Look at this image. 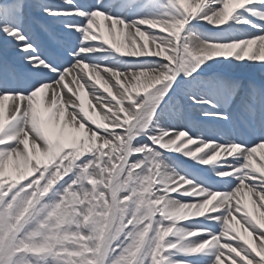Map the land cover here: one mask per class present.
I'll return each instance as SVG.
<instances>
[{"label": "snow or ice", "instance_id": "snow-or-ice-1", "mask_svg": "<svg viewBox=\"0 0 264 264\" xmlns=\"http://www.w3.org/2000/svg\"><path fill=\"white\" fill-rule=\"evenodd\" d=\"M0 264H264V0H0Z\"/></svg>", "mask_w": 264, "mask_h": 264}, {"label": "bare ground", "instance_id": "bare-ground-1", "mask_svg": "<svg viewBox=\"0 0 264 264\" xmlns=\"http://www.w3.org/2000/svg\"><path fill=\"white\" fill-rule=\"evenodd\" d=\"M225 71L228 72L232 76L241 74L243 81H247L249 79H255L259 81L262 75L259 69H251V68H246V67H235V68L225 69Z\"/></svg>", "mask_w": 264, "mask_h": 264}, {"label": "rangeland", "instance_id": "rangeland-1", "mask_svg": "<svg viewBox=\"0 0 264 264\" xmlns=\"http://www.w3.org/2000/svg\"><path fill=\"white\" fill-rule=\"evenodd\" d=\"M233 77H234V78H237V79H240V80H243L241 74H237L236 76L233 75ZM247 81H248V80H247ZM247 81H245V82H247Z\"/></svg>", "mask_w": 264, "mask_h": 264}]
</instances>
